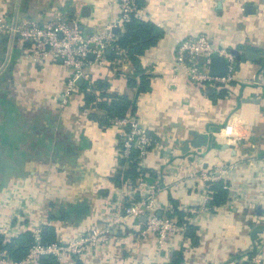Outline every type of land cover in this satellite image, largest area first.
I'll return each instance as SVG.
<instances>
[{"label": "crops", "instance_id": "obj_1", "mask_svg": "<svg viewBox=\"0 0 264 264\" xmlns=\"http://www.w3.org/2000/svg\"><path fill=\"white\" fill-rule=\"evenodd\" d=\"M140 2L142 20L161 32L139 58L150 90L127 87L133 67L120 52L113 61L106 58L103 67L88 65V83L100 81L107 94L135 101L134 113L126 117L140 122L152 141L136 173L143 172L145 182L159 189L156 214L182 213V226L194 229V239L171 235L159 249L154 237L139 236L132 221L109 251L87 255L85 264H246L257 253L264 264V214L256 213L258 205L264 209V88L258 84L264 75V0ZM58 13L76 20L86 35L104 32L120 16L118 0H0V17L11 28L31 20L42 24ZM198 36L217 49L260 58L236 62L233 80L221 89L194 84L178 73L174 61L179 42ZM30 51L18 36L0 34V195L14 184L25 185L41 201L45 187L54 190L48 206L64 211L82 206L84 211L76 210L87 213L62 221L74 232L87 220L108 217L109 200L139 199L147 191L133 192L136 176L113 181L128 168L119 157L125 129L91 120L88 115L95 111L84 107L78 86L62 106L71 71L51 57L32 63ZM198 63L202 67L204 59ZM233 135L241 137L239 145ZM250 157L256 158L254 166L228 172L227 203L201 211L204 188L198 174L217 162ZM177 256L181 262L174 263Z\"/></svg>", "mask_w": 264, "mask_h": 264}, {"label": "built area", "instance_id": "obj_2", "mask_svg": "<svg viewBox=\"0 0 264 264\" xmlns=\"http://www.w3.org/2000/svg\"><path fill=\"white\" fill-rule=\"evenodd\" d=\"M118 3L119 18L107 25L104 32L99 34H84L76 20H70L61 13L42 24L33 20L28 21L22 28H11L0 17V34L18 36L22 42L29 44L31 51L28 58L32 63H36L41 58L51 57L61 60L63 66L71 71L62 94L63 106L77 89V80L81 79L83 82L90 80L86 70L88 65L103 67L106 64V52L114 49L113 29H122L132 18L142 19L141 9L135 0H118ZM214 53L223 56L228 62L227 73L222 78L213 77L206 70L210 56ZM89 55L92 56L91 61ZM199 58L204 59L202 67L198 63ZM174 64L178 73L190 82L197 85L211 84L221 89L233 80L236 61L230 51L217 49L206 37L198 36L179 42ZM258 84L264 88V75ZM113 124L125 129L119 150L120 159L127 160L132 152L136 151L137 158L141 162L152 146L147 129L140 122L129 117L114 120ZM232 137L235 145L241 143V137L238 135ZM254 160L256 158L250 157L234 163L217 162L210 170L200 172L198 177L203 182L204 188L201 211L207 210L211 184L222 181L223 189L229 191L230 186L226 182L229 178L228 172L231 170L235 172L240 167L251 168L255 165ZM133 185L134 193L147 191L146 196L138 199L132 195L126 199V195H121L114 201L109 200L106 206L108 217L92 224L87 220L74 232H69L66 223L58 222L55 224L56 241L47 245L42 242L41 232L47 224V204L54 200L52 195L54 190L49 191L45 187L44 195L39 201L37 191L33 192L34 189L27 191L25 185L10 186L4 195H0V233L3 243L24 231L30 232L33 243L19 261L12 260L5 250H0V264H39L41 257L46 256L53 257L56 264H73L74 258L84 259L92 253L109 251V248L119 241L118 232L125 224L132 221L137 222L139 226L137 231L139 236L154 237L159 249L167 245L171 235L183 236L184 226H179L172 218L156 214L155 198L159 189L145 182L143 172L139 171ZM43 186H47L46 182H42ZM246 264H262V258L257 253Z\"/></svg>", "mask_w": 264, "mask_h": 264}, {"label": "trees", "instance_id": "obj_3", "mask_svg": "<svg viewBox=\"0 0 264 264\" xmlns=\"http://www.w3.org/2000/svg\"><path fill=\"white\" fill-rule=\"evenodd\" d=\"M135 2L140 7V0H135ZM160 36L161 32L154 24L137 18H132L128 23L124 24L122 29H118L115 33L114 49L110 50L109 54H106V58L113 61L120 52L123 58L132 65L133 71L126 76L127 87L132 91L141 93L150 90L149 77L144 74V70L140 67L139 58L147 49L156 45ZM103 87L104 83L100 81L92 85L84 82L79 86V89L85 94L84 107L95 111L88 115L91 120L96 122L100 127H104L112 124L114 120L125 118L134 113L135 101L133 99H130L125 94H107ZM137 157L138 153L134 151L127 160H120L122 164H128V168L126 172H118L114 176L113 181L115 183H120L125 178H134L135 176L137 178L139 174L136 173L137 162L139 161ZM223 185L222 181L211 184L209 188V200L206 204L207 210L215 211L227 203L228 191L223 189ZM78 211L75 206L69 207L67 211L53 205L48 206L46 211L47 224L41 232L42 242L47 245L56 241V223L62 221L74 222L75 220H79L80 216H86L87 214ZM182 217V213L176 212L170 218L179 226H182L184 224ZM193 231L192 227L186 226L183 236L194 239ZM32 243V236L28 231L22 232L5 244L0 233V250H5L9 257L15 261H19L25 256ZM179 262H181V259L177 256L174 263ZM39 264H56V262L53 257L46 256L39 260ZM73 264H85V261L81 258H74Z\"/></svg>", "mask_w": 264, "mask_h": 264}, {"label": "water", "instance_id": "obj_4", "mask_svg": "<svg viewBox=\"0 0 264 264\" xmlns=\"http://www.w3.org/2000/svg\"><path fill=\"white\" fill-rule=\"evenodd\" d=\"M118 30L115 28L113 29V33L115 34ZM230 53L233 54L235 61L239 64L241 62V60H247V61H258L259 60V54L254 53V52H246L244 54H240L239 52L235 51V50H230ZM109 54V51L106 53ZM89 59H92V56L89 55L88 56ZM203 59V58H202ZM227 65L228 62L227 60L223 57L220 56L216 53L212 54L210 56V63L208 66V73L209 75L213 76V77H217V78H222L226 75L227 73ZM83 80L79 79L76 81V86H81L83 84ZM202 138H198L199 141ZM199 144V143H198ZM193 146H196V143L193 144ZM76 209H82V206H77ZM84 211V209H82ZM256 213L257 214H264V209L261 206H257L256 207ZM43 257H41L42 259Z\"/></svg>", "mask_w": 264, "mask_h": 264}, {"label": "rangeland", "instance_id": "obj_5", "mask_svg": "<svg viewBox=\"0 0 264 264\" xmlns=\"http://www.w3.org/2000/svg\"><path fill=\"white\" fill-rule=\"evenodd\" d=\"M2 166H4V165H2ZM3 168H4V167H3ZM0 170L3 171L1 167H0ZM1 171H0V172H1ZM14 175H16V174H14ZM2 176H3V173L1 172V173H0V178H1ZM0 182H2V180H1Z\"/></svg>", "mask_w": 264, "mask_h": 264}]
</instances>
